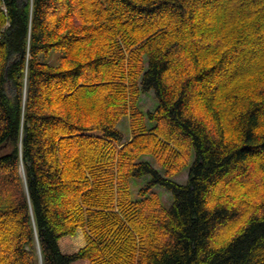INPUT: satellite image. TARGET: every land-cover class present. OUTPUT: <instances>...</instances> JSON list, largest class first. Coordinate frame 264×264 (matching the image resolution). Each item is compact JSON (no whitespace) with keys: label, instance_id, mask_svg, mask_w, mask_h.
<instances>
[{"label":"trees","instance_id":"obj_1","mask_svg":"<svg viewBox=\"0 0 264 264\" xmlns=\"http://www.w3.org/2000/svg\"><path fill=\"white\" fill-rule=\"evenodd\" d=\"M4 1L0 264H264V0Z\"/></svg>","mask_w":264,"mask_h":264},{"label":"rangeland","instance_id":"obj_2","mask_svg":"<svg viewBox=\"0 0 264 264\" xmlns=\"http://www.w3.org/2000/svg\"><path fill=\"white\" fill-rule=\"evenodd\" d=\"M156 103H157V99L155 98L153 91L147 92L141 96L140 105L144 110H152L155 107ZM118 128L123 132L125 138H127L130 135L127 118H123L118 123ZM146 158L150 160L154 166L158 167L157 164L152 160V158L150 157H146ZM20 172L22 178H24L22 166L20 167ZM186 178H187V169L173 176V179H175L180 183H184L186 181ZM143 181L144 180L140 179L132 184L133 192L137 191L138 187L143 184ZM155 190L161 195L163 203L166 206H168L172 202V195L170 191H168L162 186L155 187ZM38 252H39V246H38Z\"/></svg>","mask_w":264,"mask_h":264},{"label":"built area","instance_id":"obj_3","mask_svg":"<svg viewBox=\"0 0 264 264\" xmlns=\"http://www.w3.org/2000/svg\"><path fill=\"white\" fill-rule=\"evenodd\" d=\"M0 9H2L6 13L7 9L4 0H0Z\"/></svg>","mask_w":264,"mask_h":264},{"label":"water","instance_id":"obj_4","mask_svg":"<svg viewBox=\"0 0 264 264\" xmlns=\"http://www.w3.org/2000/svg\"><path fill=\"white\" fill-rule=\"evenodd\" d=\"M24 96H25V92H24ZM41 259V258H40Z\"/></svg>","mask_w":264,"mask_h":264}]
</instances>
